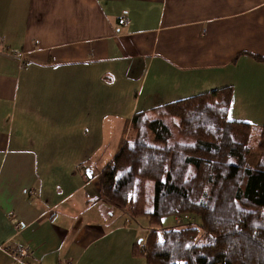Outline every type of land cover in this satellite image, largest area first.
<instances>
[{"label":"crops","instance_id":"1","mask_svg":"<svg viewBox=\"0 0 264 264\" xmlns=\"http://www.w3.org/2000/svg\"><path fill=\"white\" fill-rule=\"evenodd\" d=\"M224 87L230 120L264 125V0H0V245L146 264V216L99 174L135 113Z\"/></svg>","mask_w":264,"mask_h":264},{"label":"trees","instance_id":"2","mask_svg":"<svg viewBox=\"0 0 264 264\" xmlns=\"http://www.w3.org/2000/svg\"><path fill=\"white\" fill-rule=\"evenodd\" d=\"M231 99L224 87L135 113L100 172L102 197L122 209L143 182L150 230L134 250L146 264H264V125L230 120ZM172 216L183 224L163 227Z\"/></svg>","mask_w":264,"mask_h":264},{"label":"built area","instance_id":"3","mask_svg":"<svg viewBox=\"0 0 264 264\" xmlns=\"http://www.w3.org/2000/svg\"><path fill=\"white\" fill-rule=\"evenodd\" d=\"M28 194H32L31 191L28 192ZM183 219L189 220V215H185ZM180 216L174 217V226H180L183 224V220ZM16 229L20 228V224H16ZM0 251L3 253H6L10 259V264H28L26 261L27 252L24 250H19L10 243H6L3 245H0Z\"/></svg>","mask_w":264,"mask_h":264},{"label":"rangeland","instance_id":"4","mask_svg":"<svg viewBox=\"0 0 264 264\" xmlns=\"http://www.w3.org/2000/svg\"><path fill=\"white\" fill-rule=\"evenodd\" d=\"M129 127H130V125H129ZM128 133H129V129H128V132H127V136H128ZM129 137V136H128ZM142 183L143 182H138V185H137V187H136V191L134 192V204L132 205V211L134 212V213H139L140 211H141V209H140V206H141V201H142V196H143V194H142V192H141V186L143 187V185H142ZM148 184H149V188H150V190H151V183L150 182H147ZM29 192V191H28ZM174 217L172 216V217H167V218H164L163 220H162V222L164 223V224H166V223H173L174 222V219H173ZM192 222H197L198 220L197 219H193L192 218V220H191ZM140 225H143V223L141 222V221H137ZM145 226V225H144ZM173 226V225H172ZM149 230H150V227H149V229L147 230V231H145L146 232V234L149 232ZM146 234H145V236H146ZM211 241V239H209V237H201V236H199V238L196 240V242L197 243H205V242H210Z\"/></svg>","mask_w":264,"mask_h":264}]
</instances>
